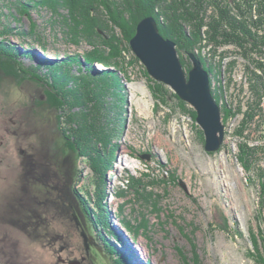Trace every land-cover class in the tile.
<instances>
[{
  "label": "rangeland",
  "instance_id": "1",
  "mask_svg": "<svg viewBox=\"0 0 264 264\" xmlns=\"http://www.w3.org/2000/svg\"><path fill=\"white\" fill-rule=\"evenodd\" d=\"M10 5V0H0V31L5 26L15 29L8 38L30 55L12 58L26 69L38 65L43 74L49 70L41 65L44 59L50 62L100 49L98 42L93 47L86 39L81 38L80 44L74 40L68 9L58 13L33 9L37 26L31 33V18L15 19L17 12ZM101 10L107 18L106 10ZM111 26L114 30L106 29L105 34L122 36L119 27ZM185 26L191 35L190 25ZM18 31L26 33L18 37ZM202 32L208 37L210 26L205 24ZM37 37L46 48L36 42ZM207 40L196 51L206 59L205 68L213 70L212 88L226 128L225 141L215 152L205 149L203 128L190 112L194 107L184 101L189 109L184 112L178 102L167 106L157 100L151 90L154 78L124 43L126 68H117V73L127 91L125 125L111 139L114 150L109 153L112 164L105 175L103 200L110 213L101 222L84 208L88 202L95 211L98 168L87 161L86 152L74 157L75 147L72 150L61 139L63 129L72 142L78 139L75 125L59 120L61 111L45 102L43 81L21 72L11 78L0 67V223H9L0 225V249L5 250L0 251V264L2 260L6 264H264L259 259L264 257L263 240L255 245L259 228L264 227L257 172H246L239 158V143L245 140L239 131L250 97L245 71L247 65L256 67L234 45L215 46ZM109 49L106 45L102 50ZM177 50L192 67L187 51ZM258 59L264 61V53ZM94 64L97 70L114 65L101 60ZM72 68L78 71L77 65ZM227 103L235 113L228 119ZM247 126L245 141L256 149L264 143L260 138L264 124L253 120ZM95 142L75 146L81 152L88 145L95 147ZM255 155L264 166V151ZM108 249L116 250L118 262Z\"/></svg>",
  "mask_w": 264,
  "mask_h": 264
},
{
  "label": "trees",
  "instance_id": "2",
  "mask_svg": "<svg viewBox=\"0 0 264 264\" xmlns=\"http://www.w3.org/2000/svg\"><path fill=\"white\" fill-rule=\"evenodd\" d=\"M10 4V9H15L16 14L19 15L18 17L14 14L15 19L20 21L23 16L31 18V33L36 30L37 26L32 17L33 9L47 8L54 13L60 12L61 8L68 9L70 21L74 22V28H70L71 32H74V40L80 44V39L83 38L93 47L96 42L100 45L99 50L94 48L82 54L76 53L51 59L50 62L44 59L41 65L47 66L49 70L41 74L38 73L40 66L30 65L26 69L21 61L19 62L21 65H18L16 64L18 61L12 58H21L20 55H27V52L30 55V51L18 49L12 39L8 38L15 29L5 26L0 31V67L2 70L11 74V78H15L16 75L20 76L19 72H21L25 75L24 77L44 82L47 94L45 102L56 111H61L60 114L58 113L59 120H64V123L69 121L71 125H75L73 127H76L78 139H74V142L70 140L69 135H65L66 132L63 129L64 134H61L63 144L72 150L75 147L71 153L76 158H79L82 153L85 155L84 152H86L87 161L98 168V176L100 175L98 185L100 186L94 203L96 206L93 205L94 213L87 205L88 202L84 203L86 205L84 208L89 210L85 209L87 213L98 216V222L109 219L110 210L103 201L106 193L104 180L112 164V159L109 158V153L114 150V147H111L113 145L111 139L115 138L125 125L124 108L127 91L121 79L122 76L117 73V68H126V58L123 56L124 43L127 44V48H130V40L136 33L137 24L143 18L154 16L164 37L174 40L177 47L184 48L188 54L196 53L204 65H208L206 59L196 51L202 46L204 38L215 46L234 45L238 53L256 67L255 69H250L249 65L246 67L250 97L239 135L247 139L244 132L253 120L259 125L264 124V61L258 59V54L264 53V0H10ZM101 7L106 10L108 19L103 16ZM210 8H212L211 13H209ZM184 23L190 25L191 35L187 32ZM111 24L120 28L122 36L118 37L113 32L108 35L104 33L114 30ZM205 24H208L211 29L208 37H204L202 32ZM15 33L19 37L25 35L26 32ZM36 42L46 48L42 38L37 37ZM106 45L110 47L107 52L104 51L105 49L102 50ZM99 60L106 63L113 62L114 65L109 64L107 69L110 66H115L116 69L114 71L111 69L97 70L94 63ZM181 60L184 67L189 70L191 66H187L188 63L185 64L184 60ZM75 65L78 66L77 72H73L72 67ZM209 70L213 73L211 67ZM150 80L153 82L151 84L152 94L157 100L159 99L167 106L178 102V107L182 111H189L187 104L169 87L152 78ZM216 97L218 100L217 93ZM224 110L226 119L232 113L235 114L228 103ZM190 112L196 117L195 111ZM109 134L110 136L105 140V136ZM260 138L264 141V128ZM91 139L96 141L95 147L88 145L89 149L87 147L86 151L81 152H79L81 148L76 149L77 142L82 144V141L89 142ZM98 140L101 148L97 143ZM245 140L239 143L241 150L239 158L246 172L250 173L253 169L257 172L256 176L261 190L260 204L264 207V166L257 163L258 156L255 155L260 150L264 151V143L254 149L255 147L250 146ZM101 149L106 150L107 154H104ZM248 155L251 156L250 159L247 158ZM261 239L263 244L260 243V245L264 250V227L259 228L255 239L257 247ZM108 251L114 262H118L113 254L116 250L108 249ZM259 259L264 261L262 255Z\"/></svg>",
  "mask_w": 264,
  "mask_h": 264
},
{
  "label": "water",
  "instance_id": "3",
  "mask_svg": "<svg viewBox=\"0 0 264 264\" xmlns=\"http://www.w3.org/2000/svg\"><path fill=\"white\" fill-rule=\"evenodd\" d=\"M130 46L156 81L166 84L194 107L196 120L204 131L205 149L208 152L219 150L226 136L222 107L213 92L211 73L199 56L189 54L192 67L187 71L176 42L162 35L154 16H147L137 24Z\"/></svg>",
  "mask_w": 264,
  "mask_h": 264
},
{
  "label": "flooded vegetation",
  "instance_id": "4",
  "mask_svg": "<svg viewBox=\"0 0 264 264\" xmlns=\"http://www.w3.org/2000/svg\"><path fill=\"white\" fill-rule=\"evenodd\" d=\"M8 224H9V223H0V225H3V226H4V225H8ZM7 246L9 247V244H7ZM3 250H4V249H0L1 252H3ZM4 251H5V250H4ZM1 264H6V262H4V261L2 260Z\"/></svg>",
  "mask_w": 264,
  "mask_h": 264
},
{
  "label": "bare ground",
  "instance_id": "5",
  "mask_svg": "<svg viewBox=\"0 0 264 264\" xmlns=\"http://www.w3.org/2000/svg\"><path fill=\"white\" fill-rule=\"evenodd\" d=\"M140 21H141V20H140ZM140 21H139V22H140ZM206 69H207V68H206ZM207 70H208V69H207ZM127 161H128V162L130 161V157H129V158L127 157ZM134 163H136V162H134ZM122 164H123V161H122ZM116 254H117V253H116ZM116 254H115V255H116Z\"/></svg>",
  "mask_w": 264,
  "mask_h": 264
}]
</instances>
